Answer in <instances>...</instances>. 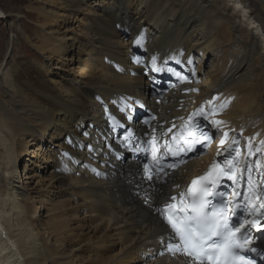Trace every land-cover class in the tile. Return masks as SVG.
Here are the masks:
<instances>
[{
    "label": "bare ground",
    "instance_id": "obj_1",
    "mask_svg": "<svg viewBox=\"0 0 264 264\" xmlns=\"http://www.w3.org/2000/svg\"><path fill=\"white\" fill-rule=\"evenodd\" d=\"M35 1L25 7L35 33L19 14L10 32L31 59L12 52L0 63V264H195L160 254L172 236L157 211L207 170L221 139L241 136L248 154V212L264 200V0ZM152 56L181 72L164 67V94L145 67ZM220 93L227 106L208 119L227 137L143 180L145 142L173 148ZM125 102L136 148L109 119Z\"/></svg>",
    "mask_w": 264,
    "mask_h": 264
},
{
    "label": "snow or ice",
    "instance_id": "obj_2",
    "mask_svg": "<svg viewBox=\"0 0 264 264\" xmlns=\"http://www.w3.org/2000/svg\"><path fill=\"white\" fill-rule=\"evenodd\" d=\"M143 39V34H140L134 40V45L140 46L143 42ZM157 60L158 58L156 56H152L150 67L148 62H145L146 69L151 72L165 71L163 65L158 66ZM134 62L140 63V58L134 57ZM188 62L192 63V60L189 58ZM164 63L166 64L167 61ZM177 63L180 62L177 61ZM167 72L173 73L175 70L168 68ZM175 75L179 78L181 77V72H175ZM192 91L198 90L192 89ZM212 100H217V97H212ZM113 103H118V101H113ZM226 106V103L220 104L219 108L223 109ZM128 111L129 109L127 102H125L120 107V112L122 113L121 118L117 119L115 116H110L109 119L116 126L122 129V134H128L125 136V139L130 143L131 147L136 148L141 138L135 136V130L131 127L133 118L130 115L127 117L123 116V114L127 113ZM213 114L215 113L211 108L208 112H205L204 108L199 109L200 118L199 120L195 121L196 132L199 133V136H196L195 133H190V136H192V141L186 148L180 147L172 151L170 157L166 156V158L172 160V163L169 164V167L175 168L177 162L183 163L186 159H191L192 156L200 154V149L206 147L207 141L215 138L216 133L221 130L219 126L223 123V121L208 119V117ZM125 119H127L129 123H123V120ZM209 126H211V131L208 130ZM169 131H171V129H169ZM223 135L227 137L228 133L224 132ZM199 137H203V141H201ZM155 139L156 138H153V140ZM145 143H153V141H146ZM224 143V139H221L220 144L223 145ZM235 143H238V141L233 138L232 144ZM88 147L90 150H94L92 149V146ZM165 147L170 148L168 145H165ZM232 150H234L232 149V145H229V154ZM143 151L145 153L144 159L147 161L149 150L148 148H143ZM159 151L163 152V149H160ZM63 155L66 157L69 156L68 153H63ZM161 159L162 157L157 154V147L153 145L152 164H158ZM225 163L232 165L235 163V161H225ZM214 169H219L218 163H214L203 176H199L192 181V186L200 184L201 190L203 191L205 197H211L217 194L213 190L217 185V180L213 175ZM143 170L145 175L142 177V179L147 180L150 183L158 179L157 173L162 171L161 168L152 167L148 162L143 163ZM228 171H231V168H229ZM227 178L229 180H235L234 175H228ZM183 195L184 194L181 193L179 196L171 197V199L176 200L179 198L183 202ZM209 204H211V201L205 199L203 206L207 207ZM168 207H176V205H165V208ZM260 207L264 209V203H262ZM213 208L215 209V205H213ZM181 211H183V209H181ZM157 214H161L159 209ZM221 217L222 213H219L215 210L211 216H209L208 213L187 216L182 222V228H178L173 219L171 217H167V223L172 229H174V232L171 234L172 239L161 242L160 254L163 255L165 251L170 253L182 252L184 255L192 257L196 261V264H203V258L205 256L208 257V264H245L246 261L247 264H254V261L248 259L247 255H241V253L258 252L256 247L249 246L252 244L254 239L250 234V229L255 228L256 231L260 233L259 239L264 240V223H259L256 220L249 221L247 219H237L234 223L230 224L228 219H223L222 221ZM177 234L179 235V240L183 241V245L175 243ZM213 237H217L219 240H213ZM193 240L195 243H191ZM218 252L220 253V257L214 259L213 257H216ZM261 259L264 260V255L261 256Z\"/></svg>",
    "mask_w": 264,
    "mask_h": 264
},
{
    "label": "rangeland",
    "instance_id": "obj_3",
    "mask_svg": "<svg viewBox=\"0 0 264 264\" xmlns=\"http://www.w3.org/2000/svg\"><path fill=\"white\" fill-rule=\"evenodd\" d=\"M32 0H0V8L2 9V13L0 16V63L3 64L4 55L6 54V58L9 56V54L12 55L14 53L19 54L20 57L25 59H31V55L33 51L31 49H28L25 45L24 41L20 38L16 40V38L12 37L10 35V32L12 30V24L14 21V16L16 14H19L20 17L18 18V22L16 24L18 26H21L24 30L27 32L35 33V22L33 21V18L29 15L25 14V7L31 3ZM43 3V0H36L35 5H39ZM7 10L10 11V13L7 12ZM248 14H242V20L246 23H248L249 20ZM10 28V29H9ZM9 29V30H8ZM15 42H14V40ZM14 42L13 48L11 49V46L8 45V42ZM136 49H141L140 46H133V50L135 52ZM32 52V53H31ZM193 70H196L197 65H194ZM22 174V173H21ZM24 175V174H22ZM23 177H21V184L23 186L24 181L22 180ZM20 184V185H21ZM27 187V186H26ZM29 187V186H28ZM264 220V218H263Z\"/></svg>",
    "mask_w": 264,
    "mask_h": 264
}]
</instances>
